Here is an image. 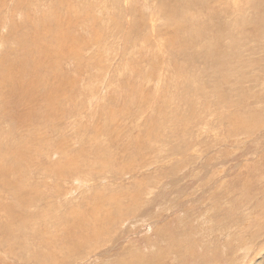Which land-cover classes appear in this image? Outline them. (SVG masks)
<instances>
[{"label":"rangeland","instance_id":"1","mask_svg":"<svg viewBox=\"0 0 264 264\" xmlns=\"http://www.w3.org/2000/svg\"><path fill=\"white\" fill-rule=\"evenodd\" d=\"M0 264H264V0H0Z\"/></svg>","mask_w":264,"mask_h":264},{"label":"bare ground","instance_id":"2","mask_svg":"<svg viewBox=\"0 0 264 264\" xmlns=\"http://www.w3.org/2000/svg\"><path fill=\"white\" fill-rule=\"evenodd\" d=\"M146 1V0H145ZM15 86V85H14ZM22 88V87H21ZM30 88V89H29ZM12 90V89H11ZM15 90V89H14ZM17 90H19V89H17ZM21 90V89H20ZM24 93L22 94L24 97H27V99H26V101L27 100H29V101H31L34 97H36L38 94H37V91H36V89H34V88H31V87H29V85L27 86V88L25 89V91H23ZM22 100V99H21ZM18 101V105H21L20 104V100H17ZM16 101V102H17ZM23 101V100H22ZM24 102V101H23ZM17 104V103H16ZM16 104H15V108H16ZM11 105V104H10ZM12 106V105H11ZM14 106V105H13ZM12 106V107H13ZM18 107V106H17ZM8 110H10V109H8ZM11 110H13V109H11ZM17 111H19L18 109H17ZM14 112V111H13ZM11 114V113H10ZM14 114H15V112H14ZM9 115V114H8ZM11 120V119H10ZM18 121V120H17ZM15 122V121H14ZM20 122V121H19ZM25 150V149H24ZM39 177V176H38ZM137 225V224H136ZM193 232V231H192ZM190 235V234H189Z\"/></svg>","mask_w":264,"mask_h":264}]
</instances>
